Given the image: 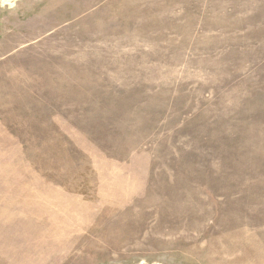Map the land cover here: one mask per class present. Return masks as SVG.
Returning <instances> with one entry per match:
<instances>
[{
    "label": "rangeland",
    "instance_id": "1",
    "mask_svg": "<svg viewBox=\"0 0 264 264\" xmlns=\"http://www.w3.org/2000/svg\"><path fill=\"white\" fill-rule=\"evenodd\" d=\"M0 264H264V0H0Z\"/></svg>",
    "mask_w": 264,
    "mask_h": 264
}]
</instances>
